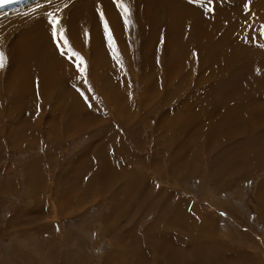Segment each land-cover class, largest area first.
<instances>
[{
    "label": "rangeland",
    "instance_id": "obj_1",
    "mask_svg": "<svg viewBox=\"0 0 264 264\" xmlns=\"http://www.w3.org/2000/svg\"><path fill=\"white\" fill-rule=\"evenodd\" d=\"M176 1L124 0L132 13L127 31L112 0L0 4L6 58L0 68V264H217L218 258L226 264L225 249H235L242 236L258 246L264 263V103L235 97L215 116L202 110L210 92L206 60L195 43L180 57L190 59L180 64L184 72L169 76L156 55L170 22L158 17L198 0ZM212 1L206 12L215 26L203 32L220 36V28H231L239 55H264L258 45L264 40V0H227L233 6ZM97 5L111 15L106 20L115 54ZM54 11L69 46L83 57V77L53 43L46 14ZM152 25L155 37L149 38ZM36 40L40 46L31 43ZM25 41L33 60L61 75L57 80L50 68L54 86L46 84L47 92L35 76L7 84ZM57 88L64 98L56 101L48 90ZM190 94L195 103L185 101ZM98 165L106 175L96 174ZM107 177L105 187L100 178ZM132 180L141 201L123 206L122 184ZM202 233L208 234L200 252L195 243Z\"/></svg>",
    "mask_w": 264,
    "mask_h": 264
},
{
    "label": "bare ground",
    "instance_id": "obj_2",
    "mask_svg": "<svg viewBox=\"0 0 264 264\" xmlns=\"http://www.w3.org/2000/svg\"><path fill=\"white\" fill-rule=\"evenodd\" d=\"M213 2L214 1H212V0H207V1L198 0L196 3L191 2V3H188L189 5L186 4L187 6L184 5L183 7L185 8V11L178 9L177 7H169L166 15H162V13H161V16L158 17L159 20H161L162 18H166L170 22V24L169 25L167 24L168 25L167 26L168 34H167L166 40L164 41L163 45H161V44L158 45L160 54L157 53V55H156L157 59L160 62L163 59V62L165 65V70L167 73H169V76L171 77L176 70L177 71L175 73H179V72L183 73L184 72L186 65H181V67H180V64L183 62H184V64H187L190 59L186 58L185 60L180 61V57H184L188 54V52L191 50L190 44L192 45V43H195L197 45V53L199 55H203L205 60H206V69H203L204 72L206 71V73L204 75L205 76L204 84H206L205 86L208 87V90L210 92L208 100L205 102L204 107H203L204 109H202V110L211 113L210 116L217 115L219 113L220 108L228 106L229 102L232 101L235 97H236L237 101L240 100V103L244 102L246 100H251V99H256V100L261 99L264 103V100H263L264 99V55L258 54V52L256 50L248 53V56L239 55L238 54V48L235 45V44H237V45L239 44V40L236 39L233 34H231L232 32H234V33L236 32V31L232 30L231 28H227V27L222 28V33H221V28H220L219 29V32L221 34L220 36L217 35L218 31L214 32L213 34H211L209 32H206V33L203 32L204 28H207V30L209 31L213 26H215L214 24H212V20L207 17L208 14L206 12V10L209 8V5H210V7H212L214 5ZM220 2H222L226 5H230V6L235 5V3H232V2L228 3L227 0H220ZM104 5H106V4H104ZM147 11H149V10H147ZM192 11H197V13L195 14V15H197V18H194V19L189 18L191 16L190 12H192ZM105 18L108 21H110L111 15L109 14V10H106ZM238 20H240V19H238ZM197 21H199L200 23ZM188 27L190 30V32L188 31L189 33H187L185 30ZM149 32H150L151 36H147V37H149V38L155 37L154 32H156V31L153 28V25H152V28H150ZM252 32H253V30H252ZM248 36H257V35L251 34ZM151 42H152V44L156 43L153 40H151ZM31 43L34 46L35 45L40 46L42 41L36 40V41H31ZM18 44H20V42ZM25 44H26V41H25ZM25 44L21 43L20 47L22 50L19 49V51H18V60L15 61V63L12 64V67L9 68V70L7 71V77L9 80L7 84L9 85L10 83L21 81L24 77L28 79V77H30V76H35L38 80L39 88L42 91L47 92L46 84L51 82L49 88H52L54 86V81L52 80V76H51V72H50V68H53V67L49 66V65H45L43 67L44 64L41 63V61H38L36 59L33 60V57L31 56V54L28 55L29 51L27 49V44L26 45ZM28 44L30 47H32V45L29 42H28ZM258 45H259V48L262 49L264 47V40H262L261 42L259 41ZM98 50H99V48H98ZM149 50L150 49L147 48V53H148L147 56H149L151 54V50L150 51ZM224 50H226V51H224ZM47 53H48V55H50V51H47ZM29 56H31L32 59ZM143 61L145 62L144 58H143ZM159 61H157L156 63L159 64L160 63ZM178 61H180V62H178ZM199 61L200 62L203 61V58L200 59ZM48 62H49V60H48ZM176 63H177V65H175ZM55 70H56V68H53V73H55ZM55 75H56V77H55L56 79L61 76V75L58 76V73H55ZM144 78H145V76H144ZM147 78L148 77L146 76V79ZM27 81H29V80H27ZM30 81H31V79H30ZM34 81H35V79H34ZM210 81H212V82H210ZM59 82L63 86V84L61 83V79L59 80ZM213 84H217V85L214 86ZM29 85H30V88L32 91L33 86L31 85V82ZM58 89L59 88H57V91L54 94L52 93L51 89L48 90L49 96L55 95L56 101H57V99L62 100L64 98L63 97L64 92L62 93L61 91H59L60 89L59 90ZM66 89H67V87H66ZM176 90L180 91V89H178V88H176ZM21 94L22 93H18L19 97H21ZM229 94H231V95H229ZM232 94H235L236 96L232 95ZM49 96H47L46 98L49 99ZM189 96H191L192 99H190ZM195 98L196 97L194 96V94H190V95H188V98H187L188 100L186 99L185 101H189V102L194 101V103H195V100H194ZM13 102H15V101L13 100ZM259 104H261V103H259ZM188 106H189V104H188ZM191 106L193 108V105H191ZM186 107H187V105H186ZM202 110L200 109L201 114H202ZM75 114H77V113L75 112ZM197 117H199V114H197ZM221 118L222 119L227 118V114L223 115ZM64 119H68V118L66 116H63L61 119V121L63 123H65ZM197 120H198V118H197ZM79 124H82V123H79ZM121 124L123 125L124 122H122ZM256 137H257V139H259L258 133L256 134ZM79 166H80L79 168H82L80 164H79ZM97 168H96V174L97 175H102V176L106 175L105 173H106L107 169L105 170L104 168H101V165H98ZM86 169H87V167H86ZM109 170H111V169H109ZM110 176H111V181H112V179H115L114 177H112L113 174H111ZM129 176H125V177L122 176V177L128 178V179L133 177L132 175L130 177ZM134 177H135V174H134ZM100 181H102V184H104L105 187L111 183V181L109 180L108 177H107V179L100 178ZM132 181H133L134 185L128 184L126 182H123V184H122V186H124L123 191H125L122 193L123 198L121 199L122 204H124L123 206H130L131 205V204H129V202L127 204L126 200L127 201L128 200H131V201L136 200L137 201V199H138V197H137V194L139 193L138 189H137L138 186L135 183V180H132ZM127 184L130 185V186H128L130 188L127 187ZM32 186H33V183H30V187H32ZM259 187L264 188V182H262L259 185ZM104 189L106 191H108L107 188H104ZM84 192H86V191H84ZM114 192H116V191H114ZM138 200L141 201L140 199H138Z\"/></svg>",
    "mask_w": 264,
    "mask_h": 264
},
{
    "label": "snow or ice",
    "instance_id": "obj_3",
    "mask_svg": "<svg viewBox=\"0 0 264 264\" xmlns=\"http://www.w3.org/2000/svg\"><path fill=\"white\" fill-rule=\"evenodd\" d=\"M10 2V0H0V4H6ZM112 3L116 6L117 10L120 12V17L124 23L125 31H127L131 21V10L130 8L125 4L124 0H112ZM64 7H67V3L64 4ZM245 9H248V5H244ZM97 13L101 22V25L103 27L105 39L107 42V46L112 49V54H115L114 49V37L112 36V31L108 25V22L105 18V14L103 11H101L100 5H97ZM47 20L48 24L50 25L51 30V37L53 40V43L56 44L57 50L60 51V55L62 57H66L69 59L70 62H73L77 71L80 73V76L83 77L85 75V67L83 57L79 54L74 52L71 47L69 46V42L67 37L65 36V29L62 26L61 18L56 15V12L47 13ZM85 36H88V33L85 32ZM58 41H63V44L61 45L58 43ZM66 49L67 53H71V55H67L64 50ZM195 55V53H194ZM5 54L4 52L0 51V68H3L5 66ZM86 82V81H85ZM91 106V105H90ZM39 105L37 106V112H39Z\"/></svg>",
    "mask_w": 264,
    "mask_h": 264
},
{
    "label": "crops",
    "instance_id": "obj_4",
    "mask_svg": "<svg viewBox=\"0 0 264 264\" xmlns=\"http://www.w3.org/2000/svg\"><path fill=\"white\" fill-rule=\"evenodd\" d=\"M203 236L200 237V242L198 245L195 243L196 250H199L200 252L205 250L204 245L207 243L205 240V236L208 233H202ZM244 239L245 236H242ZM241 240L240 243H233L235 246V249H225L226 250V258H228V261L226 264H232L234 262L235 264H259L260 258H259V249L256 244L250 239L249 237L246 238V240ZM194 250V246H193ZM18 254L13 255V257H16ZM216 255V253H215ZM225 258V259H226ZM246 262V263H245ZM217 264H220V258L216 261ZM189 264V263H188ZM264 264V263H262Z\"/></svg>",
    "mask_w": 264,
    "mask_h": 264
}]
</instances>
